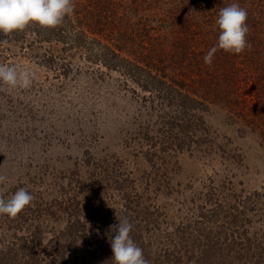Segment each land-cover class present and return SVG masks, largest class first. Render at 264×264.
Listing matches in <instances>:
<instances>
[{
	"label": "trees",
	"instance_id": "16d2710c",
	"mask_svg": "<svg viewBox=\"0 0 264 264\" xmlns=\"http://www.w3.org/2000/svg\"><path fill=\"white\" fill-rule=\"evenodd\" d=\"M233 3L247 10L249 46L239 54L218 49L212 63L205 64L204 56L218 40V13ZM73 4V13L55 28L30 23L24 30L0 33V41H6L0 43V55L24 42L42 41L87 51L93 62L148 93L143 99L175 113L166 117L159 133L139 132L159 158L172 147L184 150L192 144L189 150L194 146L200 151L203 146L212 147L215 140L203 115L226 117L234 125L244 118L264 145V0H73ZM149 23L156 28H149ZM30 37L36 39L30 42ZM44 61L55 63L53 56ZM111 165L100 167L102 187L116 178L117 170ZM122 186L116 180L93 195L83 184L59 190L50 205L66 203L62 212L74 216L77 225L67 229L70 236L63 242L56 236L44 245L37 236L39 227L30 232L28 221L35 212L32 205L44 202L48 189L36 192L21 184L18 189L28 190L33 200L15 217L0 215V264H111L109 236L115 233L109 226L119 223L116 216L131 223L130 237L142 249L147 264H264L263 234L251 230L252 212L261 211L258 198L249 195L234 206L216 204L209 216L195 215L193 221L178 225L169 234L173 242L167 233H158L163 211L146 204L136 186ZM83 190L84 198L90 196V200L78 199ZM82 215L88 219L84 221ZM93 222L98 223L100 239L95 242L99 244L84 240L85 248L73 245L94 232L86 228V223ZM167 242L172 248L166 247Z\"/></svg>",
	"mask_w": 264,
	"mask_h": 264
},
{
	"label": "rangeland",
	"instance_id": "374dc122",
	"mask_svg": "<svg viewBox=\"0 0 264 264\" xmlns=\"http://www.w3.org/2000/svg\"><path fill=\"white\" fill-rule=\"evenodd\" d=\"M87 54L77 46L42 41L24 42L0 55V65L27 70L32 78L27 89L9 90L0 85V175L7 177L0 184V197L7 199L21 184L36 192L48 189L44 202L32 203L35 212L28 221L30 232L39 227L37 236L44 245L56 236L63 242L70 236L67 229L77 223L74 216L62 212L66 203L51 206V198L75 184L87 186L93 195L118 180L123 189L136 186L146 204L163 211L158 233L169 235L195 215L209 216L218 203L234 206L251 195L258 198L261 210L252 212L251 230L264 236V145L257 131L246 126L244 118L234 125L226 117L203 115L215 140L212 147L203 146V151L194 146L189 150L192 144L184 150L172 147L159 158L139 132L159 133L166 117L175 113L143 99L148 93ZM50 56L54 64L44 61ZM108 164L117 170L116 178L107 186L101 183L106 186L102 187L100 167ZM79 193L82 202L90 200V196L84 198V190ZM90 225L94 232L73 245L85 248L84 240L99 244L95 242L100 239L98 223ZM168 243L166 247L172 248Z\"/></svg>",
	"mask_w": 264,
	"mask_h": 264
},
{
	"label": "clouds",
	"instance_id": "9594fccd",
	"mask_svg": "<svg viewBox=\"0 0 264 264\" xmlns=\"http://www.w3.org/2000/svg\"><path fill=\"white\" fill-rule=\"evenodd\" d=\"M74 11L73 0H0V33L5 35L24 30L30 23L42 27L55 28L67 15ZM247 10L238 3L222 7L215 20L219 29L218 40L204 56L205 64H211L214 53L220 49L239 54L248 47L246 25ZM6 43V41H0ZM32 83L31 73L18 70L14 66L0 65V85L9 90L27 89ZM7 177L0 175V184ZM33 200L30 192L24 188L15 191L9 198L0 197V215L17 216ZM118 224L110 225L109 230L115 233L109 236L113 253L111 264H147L142 249L130 237L132 225L126 219L116 216ZM91 225L87 223V228Z\"/></svg>",
	"mask_w": 264,
	"mask_h": 264
}]
</instances>
